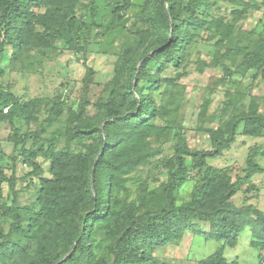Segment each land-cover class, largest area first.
I'll list each match as a JSON object with an SVG mask.
<instances>
[{"label":"rangeland","instance_id":"obj_1","mask_svg":"<svg viewBox=\"0 0 264 264\" xmlns=\"http://www.w3.org/2000/svg\"><path fill=\"white\" fill-rule=\"evenodd\" d=\"M90 1L81 0L76 6V12L86 21L79 52L70 51L63 41H57L52 49L8 45L0 62V91L5 88L21 101L34 102L31 119L10 120L2 117L8 106L0 101V165L8 178L0 185V223L8 231L15 215H19L26 228L14 237L23 250L8 255L9 264H26L24 253L34 255L43 244L57 258L64 246L57 221L45 214L40 200V193L48 184L45 178L54 177L48 171L49 162L37 157L45 173L43 177L33 176V162L25 160L10 139L13 126L22 132L39 131L45 141L57 135V148L71 141L69 136L77 125L103 126L104 105L114 98L122 83L131 80L127 72L119 70V64L130 57L146 55L153 35L144 11L147 0H94L95 17L94 11L85 6ZM117 1L124 4L123 10H116ZM205 2L207 6L199 14L204 24L191 29L193 37L184 59L178 66L169 64L159 69L160 79L145 85L151 91L157 115L152 120V132L130 151L143 160L130 173L120 176L118 189L123 203L135 204L138 212L146 208L158 210L165 204L164 188L170 168L164 160L173 156L183 141L191 148L211 150L214 135L229 119L249 110L254 99L264 114V77H255L256 69L240 66L244 54L264 38V0ZM55 107L61 108L62 114L50 123ZM242 129L241 124L235 142L218 156L208 157L207 163L228 167L235 180L245 175L247 159L252 155L262 170L232 200L237 206L253 204L264 212V136H246ZM86 142L97 150L94 140ZM129 144L130 140L123 143ZM73 148L87 150L81 144ZM187 164L191 177L176 192L179 204L191 199L196 185L190 156ZM249 186V191H245ZM30 215L37 216L36 224ZM94 228L98 253L108 255L110 234L97 224ZM206 230L205 223L196 222L186 231L183 243L158 249L157 264L176 261L177 251L186 253L187 245L189 254L179 264H196L213 254L224 241L206 238ZM252 238L251 225L244 226L236 247L226 246L225 254L229 259L258 264L256 248L250 244Z\"/></svg>","mask_w":264,"mask_h":264},{"label":"trees","instance_id":"obj_2","mask_svg":"<svg viewBox=\"0 0 264 264\" xmlns=\"http://www.w3.org/2000/svg\"><path fill=\"white\" fill-rule=\"evenodd\" d=\"M79 3L81 0H0V62L8 45L52 49L57 41H63L70 51L79 52L86 27L84 16L76 12ZM85 6L94 11L95 17L94 0ZM206 6L205 0H147L144 11L153 29L147 54L119 64V70L127 72L131 80L122 83L114 98L104 105L103 126L73 127L71 141L63 148H57V135L45 141L39 131L22 132L13 126L10 139L14 149L33 162V176L43 177L45 173L37 157L49 162L48 171L54 177L45 178L48 184L40 200L45 214L57 221L64 244L57 258L50 255L45 244L34 255L24 253L26 264H157L158 249L179 243L196 222L208 224L206 238L224 241L197 264H238L226 260L224 248L236 246L246 225L253 229L252 244L264 247V212L253 204L237 206L232 200L262 170L261 166L249 155L245 175L234 180L228 167L207 163L208 157L218 156L235 142L241 124L243 135L264 136V114L255 99L249 110L229 119L214 135L211 150L191 148L185 140L173 156L164 160L170 172L161 208L138 212L135 204L128 206L118 196L120 176L130 173L143 160L141 155H132L131 148L152 132V120L157 115L151 91L145 85L160 79L159 69L169 64L178 66L184 59L193 37L191 29L204 24L199 14ZM117 8L123 10L124 4L117 1ZM240 66L256 69L255 77H264V38L244 54ZM0 101L8 106L3 118H32L33 101H21L5 88L0 91ZM53 110L50 123L62 114L61 108ZM88 139L95 141L97 150L87 144ZM129 140L128 146L123 145ZM75 144L87 150L74 149ZM189 156L196 170V185L191 199L179 204L176 192L191 177ZM7 180L0 165V185ZM249 189L250 186L245 191ZM15 219L8 231L0 223V264H9L8 255L23 250L14 237L26 228L19 215ZM30 219L36 224V215H30ZM95 224L110 234L108 255L97 251Z\"/></svg>","mask_w":264,"mask_h":264},{"label":"crops","instance_id":"obj_3","mask_svg":"<svg viewBox=\"0 0 264 264\" xmlns=\"http://www.w3.org/2000/svg\"><path fill=\"white\" fill-rule=\"evenodd\" d=\"M206 225V228H207V230L206 231H204V232H207L208 231V229H209V226H208V224H205ZM203 232V233H204ZM188 233V232H187ZM185 234H186V232H185ZM185 234H184V236H185ZM205 234V233H204ZM183 236V237H184ZM181 243H183L182 241H181ZM180 243V244H181ZM238 243V242H237ZM250 244H251V246H253V247H255L256 248V252H255V254L258 256V259H259V261H258V264H262V261H264V247L263 248H259V247H257V246H254L253 244H252V239H251V241H250ZM237 245V244H236ZM189 247H190V245H187V250H186V253H184V252H182L181 254H180V252L179 251H177V254L175 255V258L177 259L176 261L174 260V261H170V260H165L163 263H165V264H179L178 263V261L180 260V261H182V260H185V258L188 256V254H189ZM221 246H219L216 250H218L219 248H220ZM236 247V246H235ZM225 248H224V256H225V258H226V260L228 261V262H233V261H236L238 264H247L246 263V261L243 259V260H239V258H237V259H229V257L225 254ZM210 256V255H209ZM207 258V257H206ZM206 258H203V259H206ZM203 259H201V260H203ZM200 260H198L197 262H196V264L199 262Z\"/></svg>","mask_w":264,"mask_h":264},{"label":"built area","instance_id":"obj_4","mask_svg":"<svg viewBox=\"0 0 264 264\" xmlns=\"http://www.w3.org/2000/svg\"><path fill=\"white\" fill-rule=\"evenodd\" d=\"M262 264H264V261H262Z\"/></svg>","mask_w":264,"mask_h":264}]
</instances>
